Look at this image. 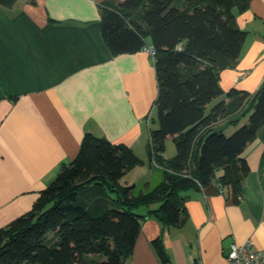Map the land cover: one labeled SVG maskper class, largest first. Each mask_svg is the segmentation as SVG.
Listing matches in <instances>:
<instances>
[{"label":"crops","instance_id":"obj_1","mask_svg":"<svg viewBox=\"0 0 264 264\" xmlns=\"http://www.w3.org/2000/svg\"><path fill=\"white\" fill-rule=\"evenodd\" d=\"M102 3L0 4V229L33 208L41 190L77 156L86 133L131 147L141 163L121 183L134 185V194L165 177L151 158L159 93L153 56L145 48L112 54L101 32ZM235 13L246 38L237 65L220 73L224 95L217 101L232 88L255 94L264 84V0H250ZM216 127L235 129L225 121ZM172 154L165 149V160ZM244 156L251 170L238 199L231 187L213 181L182 191L181 224L164 225L149 214L159 202L136 208L141 231L124 264H163L153 245L158 237L168 264H226L233 242L252 240L264 250V125Z\"/></svg>","mask_w":264,"mask_h":264},{"label":"trees","instance_id":"obj_2","mask_svg":"<svg viewBox=\"0 0 264 264\" xmlns=\"http://www.w3.org/2000/svg\"><path fill=\"white\" fill-rule=\"evenodd\" d=\"M249 4L103 0L101 32L113 55L155 48L160 126L151 132V158L154 151L165 177L134 194V185L121 183L141 163L131 147L86 133L77 156L41 190L33 208L0 229V264H124L141 231L143 215L135 211L141 205L159 202L149 214L171 225L184 219L185 189L217 181L231 187L235 199L241 196L251 170L244 152L264 125V84L255 94L232 88L211 104L224 95L221 71L241 57L246 31L235 9ZM224 121L235 126L231 133L217 129ZM169 137L176 154L166 161ZM153 245L168 264L162 238Z\"/></svg>","mask_w":264,"mask_h":264},{"label":"built area","instance_id":"obj_3","mask_svg":"<svg viewBox=\"0 0 264 264\" xmlns=\"http://www.w3.org/2000/svg\"><path fill=\"white\" fill-rule=\"evenodd\" d=\"M145 49L152 56L155 55V48L153 45H147ZM152 163L156 166H160L155 158L154 151H152ZM193 263L204 264L196 260ZM226 264H264V250L256 248L252 240H248L243 244L233 242L227 254Z\"/></svg>","mask_w":264,"mask_h":264},{"label":"rangeland","instance_id":"obj_4","mask_svg":"<svg viewBox=\"0 0 264 264\" xmlns=\"http://www.w3.org/2000/svg\"><path fill=\"white\" fill-rule=\"evenodd\" d=\"M217 102V100H215V101H213L212 102V104H211V106L212 105H214V103H216ZM210 106V107H211ZM209 107V108H210ZM157 110V109H156ZM155 119H154V121H152V127L154 128V129H156V128H158L159 126H160V121H159V114H158V112L156 111L155 112ZM242 125H244V124H242ZM241 125V126H242ZM231 133V132H230ZM166 145H167V148H166V152H167V154L169 155V157H171V155H173L172 153H176V145H175V143H174V141H173V139H172V137H170V138H168L167 139V141H166ZM172 151V152H171ZM174 151V152H173Z\"/></svg>","mask_w":264,"mask_h":264}]
</instances>
